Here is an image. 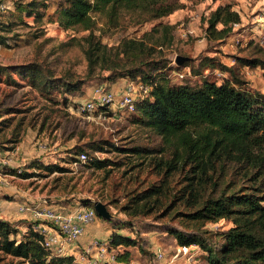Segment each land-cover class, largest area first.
Listing matches in <instances>:
<instances>
[{
	"label": "trees",
	"instance_id": "16d2710c",
	"mask_svg": "<svg viewBox=\"0 0 264 264\" xmlns=\"http://www.w3.org/2000/svg\"><path fill=\"white\" fill-rule=\"evenodd\" d=\"M43 1L17 2L15 11L40 16L39 9L46 7ZM175 9L165 0H59L54 21L65 30L88 31L83 37L86 79L94 78L99 68L108 71L105 81L99 84L109 86L123 78L145 86V95L135 99L132 122L152 130L161 140L157 146L128 142L114 147L102 138L94 139L85 144L87 160L77 164L104 168L105 159L91 155L90 150L96 153L112 146L123 153L156 156L153 164L158 180L132 196L131 205L125 206L124 211L132 216L158 211L153 220L157 227L171 235L177 246L194 245L195 249L206 250V264H264V93L234 82L237 78L231 69V78L225 76L220 82L204 79L198 86L171 83L162 50L163 43L171 38L168 24H159L162 39L156 38L151 44L144 37H131L108 46L93 32L94 13L104 15L114 27H119L126 21L136 25L156 19ZM237 22L236 11L217 6L208 18L206 34L222 38ZM217 23L222 27L216 28ZM240 61L246 65L262 63L251 58ZM214 63L205 57L198 67L215 68L218 64ZM15 69L22 73L23 80L48 92L60 88L73 97L84 93L85 80L63 84L40 64ZM19 124L14 128L15 135ZM3 147L1 152L12 149ZM76 156L70 163L77 161ZM32 165L49 172L65 170L56 163L39 160L32 161L29 167ZM11 173L20 178L30 175L16 170ZM163 216L167 219H158ZM221 219L232 225L216 233V246L211 248L206 237L208 230L203 226ZM105 221L116 228L125 225L124 220L115 222L114 217ZM18 223L0 217V254L16 258L14 264H80L73 256L55 254L46 248L42 235L32 227L34 222L22 224L24 230ZM109 246L119 248V252L113 261L104 264H129L130 247H141L137 238L119 232L110 234Z\"/></svg>",
	"mask_w": 264,
	"mask_h": 264
},
{
	"label": "rangeland",
	"instance_id": "374dc122",
	"mask_svg": "<svg viewBox=\"0 0 264 264\" xmlns=\"http://www.w3.org/2000/svg\"><path fill=\"white\" fill-rule=\"evenodd\" d=\"M28 1L0 0L4 5V9H0V39L4 41L0 43V148L12 147L11 150L0 151V158L9 160V186L32 191L41 203L64 211L101 202L115 222L124 220L125 225L116 228L97 216L95 223H98L96 230L99 236L109 229L110 234L119 232L137 238L141 247H130V257L143 264H187L183 256L171 260L178 244L153 221L158 211L133 216L124 211L125 206L131 205L129 200L132 196L158 180L153 164L156 156L123 153L112 146L96 153L90 150L91 155L105 159L107 165L104 168L70 163L76 154L88 151L85 144L94 139L102 138L115 144L114 147L128 142L157 146L161 145V140L152 130L133 123L132 113L118 108L115 102L93 112L77 110L78 104L91 98L94 86L105 81L108 71L96 68L95 77L86 79L83 37L88 31L65 30L54 21L59 0L46 2V7L39 9L42 12L40 16L15 11L17 2L24 4ZM165 1L176 9L136 25L126 21L114 27L104 15L94 13L93 32L101 43L108 46L131 37H144L151 44L156 38L162 39L163 31L159 24H168L171 26V38L163 43L162 50L171 83L198 86L204 79L220 82L225 76L231 78L228 71L231 69L237 78L234 82L243 88L264 93V0ZM217 6L236 11L239 22L232 24L226 36L211 38L206 34V27L211 12ZM221 27V23L216 24V28ZM177 55L185 61L181 66L175 62ZM205 57L212 58L218 66L198 67L199 61ZM241 58L262 63L246 65L242 64ZM31 63L42 65L63 84L85 80L82 85L84 93L73 97L60 88L48 92L34 86L28 79L23 80L22 73L15 68ZM223 66L227 70H221ZM176 72L184 76L180 78ZM126 81L129 80L115 81L118 83L112 91L116 98ZM136 92L139 94L138 90ZM18 123L19 133L15 135L13 131ZM13 139L17 141H9ZM34 160L56 163L65 170L49 172L35 165L29 167ZM14 170L30 175L27 178L12 176ZM0 197L11 200V195L3 189H0ZM158 219L166 220L167 217ZM171 224L176 225V222ZM231 225V221L224 219L206 223L203 228L208 230V246H216V233ZM158 247L166 252L162 262L153 260V251ZM195 254L191 264H206V250L197 247ZM10 261L14 264L16 258L0 254V264H10Z\"/></svg>",
	"mask_w": 264,
	"mask_h": 264
},
{
	"label": "built area",
	"instance_id": "2783aa9c",
	"mask_svg": "<svg viewBox=\"0 0 264 264\" xmlns=\"http://www.w3.org/2000/svg\"><path fill=\"white\" fill-rule=\"evenodd\" d=\"M45 1L48 2L49 0ZM0 9H4L2 3H0ZM177 75L180 78L184 76L180 72ZM137 90L139 94H137ZM145 93V86L126 81L121 87L119 97L116 98L112 89H109L106 84H98L92 89L91 98L86 102L80 103L77 106V110L83 113L93 112L96 108H103L115 102L118 108L131 112L134 110L135 99L145 95ZM76 157L77 161L74 164L87 160L85 152L79 153ZM8 167L9 160L0 158V181L6 186L9 185L7 177L9 175L7 172ZM17 211L32 217L34 221L32 227L42 235V244L55 254L73 256L74 260L80 264H104L115 259L117 249L109 246V237L106 239H93L85 247H80L78 244L86 226L96 221L97 213L94 209V204L82 205L64 211L41 202L36 205L26 202L19 206ZM195 248L194 245L176 246L171 260L183 256L188 261L187 264H190L195 257ZM165 258L166 252H164L163 248L154 249V261L162 262ZM129 264L143 263L132 259Z\"/></svg>",
	"mask_w": 264,
	"mask_h": 264
},
{
	"label": "crops",
	"instance_id": "0c3cea01",
	"mask_svg": "<svg viewBox=\"0 0 264 264\" xmlns=\"http://www.w3.org/2000/svg\"><path fill=\"white\" fill-rule=\"evenodd\" d=\"M124 80V79H123ZM118 82H115L111 85V89L114 85H116ZM14 176V175H13ZM0 189L5 190L6 193L11 195V200H6L5 197H0V217L6 218L12 222H19V228L24 230L25 228L22 226V224H25L26 222H34L32 217L28 214H22L19 213L17 210L19 206L26 202H30L33 205H36L34 203H39V199L37 198V195L34 194L32 191H25L21 188L12 187V186H6L0 181ZM36 201V202H35ZM41 202V201H40ZM98 226V223H95V221L91 224H88L86 226L84 234L80 237L78 244L80 247H85L93 239H106L110 236V230L106 229L103 232V235H98V232L96 230ZM105 228V227H104Z\"/></svg>",
	"mask_w": 264,
	"mask_h": 264
},
{
	"label": "water",
	"instance_id": "95a60500",
	"mask_svg": "<svg viewBox=\"0 0 264 264\" xmlns=\"http://www.w3.org/2000/svg\"><path fill=\"white\" fill-rule=\"evenodd\" d=\"M175 62L179 65L183 62L182 56L177 55L175 58ZM94 209L97 213V216L102 217L104 219H110L111 214L108 212L107 208L105 205L101 202H95L94 203Z\"/></svg>",
	"mask_w": 264,
	"mask_h": 264
}]
</instances>
